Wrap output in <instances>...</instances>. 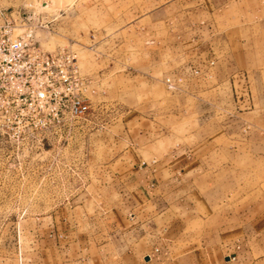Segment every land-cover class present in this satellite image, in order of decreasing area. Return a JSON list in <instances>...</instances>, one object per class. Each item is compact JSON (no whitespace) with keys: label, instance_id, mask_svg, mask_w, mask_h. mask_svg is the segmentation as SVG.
<instances>
[{"label":"rangeland","instance_id":"obj_1","mask_svg":"<svg viewBox=\"0 0 264 264\" xmlns=\"http://www.w3.org/2000/svg\"><path fill=\"white\" fill-rule=\"evenodd\" d=\"M177 1L0 0V8L40 11L49 21L47 28L37 31L41 46L74 50L82 72L93 77L99 90L91 98L118 108L114 114L104 113L106 121L107 114L115 115V124L87 137L88 153L94 159L96 151L103 153L101 177L47 173L54 166L50 155H60L63 163L71 146L44 144L38 154L36 145L24 149L0 138V264L30 260L39 227L42 230L54 207L77 190L88 185L97 199L102 194L110 199L113 195L132 198L123 181L119 185L115 176L113 183L110 162L115 155H127L139 130L147 131L141 135L145 139L167 136L174 142L194 140L204 133L241 138V145L233 143V156L227 160L232 168L229 196L235 198L247 190L244 198L264 199V0H195L182 6L183 21L171 14L181 6ZM214 1L218 10H231L233 21L228 23L234 61L228 78L217 80L213 67L205 75L192 72L194 67L181 57L176 59L174 49L154 62L153 44L160 36L178 40L187 26L208 35ZM45 2L50 8H43ZM160 6L170 8L171 14L170 25L162 32L150 24L151 12ZM167 76L176 81L175 89L166 86ZM99 138H104V144L98 145ZM73 150L80 152V145ZM119 162L123 169L125 162ZM36 168L46 172L33 174ZM98 184L108 187L97 191ZM118 186L125 193L120 194Z\"/></svg>","mask_w":264,"mask_h":264},{"label":"crops","instance_id":"obj_2","mask_svg":"<svg viewBox=\"0 0 264 264\" xmlns=\"http://www.w3.org/2000/svg\"><path fill=\"white\" fill-rule=\"evenodd\" d=\"M192 1H177L181 6L171 11L175 20H184L182 6ZM229 10H218L213 2L207 36L189 26L178 40L160 36L152 45L154 62L174 49L176 59L194 67L192 72L205 75L213 67L217 80L228 78L234 64ZM169 12L165 6L151 12L155 31L169 27ZM104 104L113 114L118 110ZM111 116L97 134L118 121ZM145 132H137L127 155H115L110 162L113 183L123 181L132 198L102 194L97 199L88 185L77 190L54 207L35 234L32 258L20 264H264V199L244 198L247 190L229 196L232 168L227 160L233 143L241 145L242 139L204 133L174 142L167 136L145 139ZM95 154L94 159L89 152L86 179L104 175L103 153ZM106 187L98 184L96 189ZM118 190L125 193L120 186Z\"/></svg>","mask_w":264,"mask_h":264},{"label":"built area","instance_id":"obj_3","mask_svg":"<svg viewBox=\"0 0 264 264\" xmlns=\"http://www.w3.org/2000/svg\"><path fill=\"white\" fill-rule=\"evenodd\" d=\"M48 22L40 11L0 8V138L24 149L36 145L38 154L44 144L71 146L63 163L60 155H50L54 166L47 173L86 176L87 137L106 123L107 107L91 98L99 90L82 72L74 50L41 46L37 31ZM164 82L177 87L170 76ZM76 144L80 152H74Z\"/></svg>","mask_w":264,"mask_h":264},{"label":"bare ground","instance_id":"obj_4","mask_svg":"<svg viewBox=\"0 0 264 264\" xmlns=\"http://www.w3.org/2000/svg\"><path fill=\"white\" fill-rule=\"evenodd\" d=\"M43 8H50V4L48 2H45L42 4Z\"/></svg>","mask_w":264,"mask_h":264}]
</instances>
